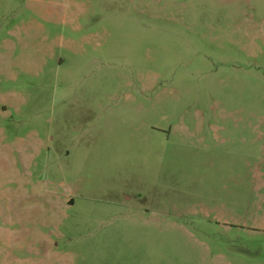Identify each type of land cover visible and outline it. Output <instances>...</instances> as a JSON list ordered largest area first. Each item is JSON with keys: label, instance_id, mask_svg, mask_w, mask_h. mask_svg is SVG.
I'll return each mask as SVG.
<instances>
[{"label": "rangeland", "instance_id": "1", "mask_svg": "<svg viewBox=\"0 0 264 264\" xmlns=\"http://www.w3.org/2000/svg\"><path fill=\"white\" fill-rule=\"evenodd\" d=\"M0 264H264V0H0Z\"/></svg>", "mask_w": 264, "mask_h": 264}]
</instances>
